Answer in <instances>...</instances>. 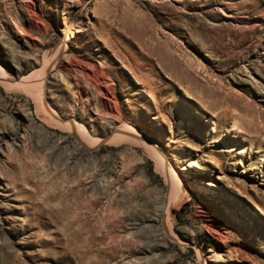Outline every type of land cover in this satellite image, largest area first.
Masks as SVG:
<instances>
[{
  "label": "rangeland",
  "instance_id": "374dc122",
  "mask_svg": "<svg viewBox=\"0 0 264 264\" xmlns=\"http://www.w3.org/2000/svg\"><path fill=\"white\" fill-rule=\"evenodd\" d=\"M0 264H264V0H0Z\"/></svg>",
  "mask_w": 264,
  "mask_h": 264
},
{
  "label": "bare ground",
  "instance_id": "6f19581e",
  "mask_svg": "<svg viewBox=\"0 0 264 264\" xmlns=\"http://www.w3.org/2000/svg\"><path fill=\"white\" fill-rule=\"evenodd\" d=\"M78 30L79 29H76V31H78ZM69 32H71V27H66V35H65L64 39H62L59 42L58 50L54 53V57L53 56L51 57V59L49 61L50 64H52L53 61H55L60 56V54L64 51V49L67 47L65 41L68 39L67 33H69ZM72 64H71V66H73ZM82 64H83V62H80V61L77 62L76 64H74V67L77 68L76 70L78 72H81V70L85 69L87 66H91V68H95V65L92 63L90 64V63L86 62V64H85V62H84V64H83V65H85L84 67H82ZM159 66L161 67V69L164 72H166L168 74V76L170 78L176 80L179 84L185 82V80H183L182 77L178 76L179 74L177 71H175V72H177V74H176L174 71H168L167 70L168 68L166 66H164L163 64H160ZM81 68H83V69H81ZM101 74L102 75H101L100 79L94 78L88 71H86V73L84 75L91 82V84H94V86L96 87L95 90L98 93V95L100 94L101 97L104 98V103H105V100L113 101L114 100L113 95H109V91L112 89V85L106 82L107 79L105 81V77L107 78L108 75H105V72H104V74L103 73H101ZM44 79L42 81H44ZM185 79H186V77H185ZM144 80L145 79L143 78L141 84L144 83ZM145 84H147V83H145ZM77 85H80V83L78 81H77ZM195 85L198 86L197 84H195ZM102 86H106L107 90H109V91L108 92H105L104 90L101 91ZM187 87L188 86H185V89ZM187 89H189V88H187ZM202 91H204V90H202ZM41 104L42 105H40L38 103L37 107H38V110L41 108L42 111H44V113H46L44 116V119L50 124L56 125L60 128H63V129H66L67 131H69L75 138L78 139V141L83 146L86 145V147L91 148V147L95 146L100 141L109 142L112 144H118V143L123 142V141H128V142H132L135 144L142 145L144 147V150L146 151V153L152 155V157H154L156 160L159 157V153H158V150L156 148L157 146H156L155 141L150 136L144 135V134L142 135V133H139L137 130H135L134 128H132L126 124L115 125V123H114L113 125H111L112 126V128L110 129L111 132L107 133V135L104 138H101V139L93 138V137H90L88 135V133L85 131V128L83 127V125H81V123L79 124L74 120L62 118V117L58 116L52 110V108L47 105V103L45 101H43V103H41ZM157 163L159 165L161 172L163 173V175L165 177V180H166L165 182L167 185V193H166L164 199L162 200L161 205H159L158 210H159V213H160L161 218H162L161 220H162V223L164 226L165 233L167 235H171L172 233H170L171 229H170V225H169L170 224L169 208L176 203L177 199L180 196V193H181V188H180V184H179L180 179H179V176L176 174V172H174L172 169L165 167V165L163 163L160 164L158 161H157ZM188 165L192 166L191 163H189ZM120 223L121 222L118 221L117 224L114 225L113 227L114 228L120 227Z\"/></svg>",
  "mask_w": 264,
  "mask_h": 264
}]
</instances>
